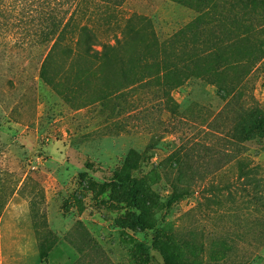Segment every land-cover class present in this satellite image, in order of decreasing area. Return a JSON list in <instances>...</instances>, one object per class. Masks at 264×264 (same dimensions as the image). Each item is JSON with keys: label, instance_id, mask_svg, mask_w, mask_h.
<instances>
[{"label": "rangeland", "instance_id": "1", "mask_svg": "<svg viewBox=\"0 0 264 264\" xmlns=\"http://www.w3.org/2000/svg\"><path fill=\"white\" fill-rule=\"evenodd\" d=\"M72 14L103 42L147 16L182 61L44 81L47 18ZM257 112L264 0H0V264H264V139L240 136Z\"/></svg>", "mask_w": 264, "mask_h": 264}, {"label": "trees", "instance_id": "2", "mask_svg": "<svg viewBox=\"0 0 264 264\" xmlns=\"http://www.w3.org/2000/svg\"><path fill=\"white\" fill-rule=\"evenodd\" d=\"M115 7L120 5L116 4ZM47 24L45 39L51 47L41 68L40 78L44 81L48 80V70L53 64L76 63L80 68L77 77L87 78L90 74V80L105 88H109L118 78L125 83L134 80L147 83L159 76L163 67L177 60L182 61L175 53L163 49L165 42L160 41L153 20L147 16L132 14L122 26H118L121 30L119 34L115 33L105 42L100 41L88 21L76 20L74 14L69 19H57L49 15ZM183 62L193 64L190 60ZM132 68L138 69L137 74H130ZM192 71V77H200L199 69ZM251 119L240 133L241 139L246 142L264 139V113L257 112ZM253 175L256 173L251 169H243L238 179L258 189L259 182ZM250 188L243 190L248 191Z\"/></svg>", "mask_w": 264, "mask_h": 264}]
</instances>
